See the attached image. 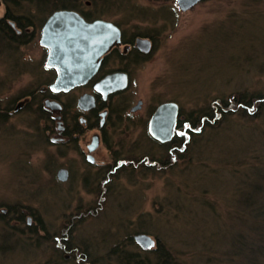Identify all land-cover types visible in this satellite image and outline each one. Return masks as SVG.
<instances>
[{
	"label": "rangeland",
	"instance_id": "rangeland-1",
	"mask_svg": "<svg viewBox=\"0 0 264 264\" xmlns=\"http://www.w3.org/2000/svg\"><path fill=\"white\" fill-rule=\"evenodd\" d=\"M13 1L35 27L59 7L49 1L37 10L31 0ZM88 1L127 32L154 41L147 60L131 67L129 90L110 103L120 109L143 102L128 120L130 131L116 127L109 134L118 153L163 158L144 125L158 102H176L179 115L200 114L218 98L264 91V0H200L187 10L177 0ZM35 33L24 42L0 37V107L13 108L32 94L0 119V264H127L128 252L144 259V249L154 247L131 241L138 233L164 243L180 264H240L247 258L252 222L248 217L244 228L242 220L263 180V169L252 163L264 160V110L252 119L230 114L213 128L204 126L167 169L124 164L109 177L98 176L74 144L48 140L51 121L38 109L46 73L37 64L44 51ZM97 151L110 161L115 150ZM60 166L69 168L68 179L57 177Z\"/></svg>",
	"mask_w": 264,
	"mask_h": 264
},
{
	"label": "flooded vegetation",
	"instance_id": "flooded-vegetation-1",
	"mask_svg": "<svg viewBox=\"0 0 264 264\" xmlns=\"http://www.w3.org/2000/svg\"><path fill=\"white\" fill-rule=\"evenodd\" d=\"M31 1L37 3V5H35L37 6V10H42L45 5L50 3L49 1L55 2L59 7H54L48 12L46 16L38 21V25L35 27L30 14L28 15L24 12L20 13L16 10L15 1L12 0L11 2H6L0 0V9L2 6L0 11V37L6 38L9 41L24 42L34 38V36H36L35 32H38L39 45L42 46L40 44V38L42 36L41 33L44 22L54 11L64 9L77 12L85 22H92L96 19H101L104 21H110L119 28V43L114 44L103 53L99 60L98 68L90 75L86 82L78 84V86H74L67 91H53L49 87L56 79V69L49 67L46 64L49 51L47 46H42L44 58L41 63L37 64L42 66V72L44 74L46 73V81L39 89L43 94L42 106L47 110L49 120L51 121L50 127H47L45 131L46 134H48V140L50 142H56L57 144H74V150L82 154V161L85 162V165H87L88 168L95 167V171L92 173L98 176L101 174L102 177L109 176L116 168V166H113V159L118 152L113 151V157L111 160L105 161V159H100L98 157L97 150L102 146H104L106 150H113L115 147L112 148L111 144L112 137L114 136L110 138L109 134H113L116 127L118 130L125 129V127L129 125L128 120H131L130 118L138 113L143 107L141 99L136 101V103L139 100L141 101L136 108H133L136 103L129 108L126 107L125 103L120 109L111 107L110 103L114 98L129 90L131 83L130 69L131 67H135L137 64L146 61L150 56L154 45L153 36L143 34L142 32H135L133 31L134 29H130L129 32H127L119 23L103 17L101 11H95L90 8V1L88 0H44L42 5L36 0ZM35 6H33V10ZM81 7H84V9ZM33 27L35 29H33ZM121 76L126 78V86L113 88L115 85H119V78ZM100 82H103V85ZM78 89H81V91L76 92ZM84 94L91 96V98H88V100L80 105L79 97ZM30 96L31 95H25L22 98V103H18L19 105L16 103L13 108H11L12 111L22 107L25 102L28 101ZM165 101L158 102L154 107L149 109L144 124L146 127V136L155 143H166V141L177 138V136L186 135V124L179 122L180 119H183V116L179 115L180 106L170 139L161 141L158 138H154L149 133V120L159 104ZM123 118L127 120L124 121L126 126L124 125L125 127L122 128L119 126V123ZM90 130H92V133L86 140L85 133ZM115 165H117V163H115ZM60 169H65V179H68L70 176L69 168L60 166L57 172ZM83 173H86L83 175L84 177H88L91 174L89 173V169L86 172L83 171ZM27 219L29 220V218Z\"/></svg>",
	"mask_w": 264,
	"mask_h": 264
},
{
	"label": "water",
	"instance_id": "water-1",
	"mask_svg": "<svg viewBox=\"0 0 264 264\" xmlns=\"http://www.w3.org/2000/svg\"><path fill=\"white\" fill-rule=\"evenodd\" d=\"M200 0H177L181 10H187ZM40 44L49 48L46 64L56 69V79L50 84L53 91H67L88 80L98 68V63L105 51L119 43V28L110 21L96 19L85 22L77 13L69 10H56L44 22ZM119 85L126 86V78H119ZM103 85V82H100ZM100 87V86H99ZM91 96L79 97V104H83ZM139 100L133 108L139 106ZM179 105L173 101H165L156 108L148 127L149 133L161 141L171 138L176 122ZM58 178H66L65 169H60ZM137 244L144 248L153 247L155 238L151 235L138 233L134 235Z\"/></svg>",
	"mask_w": 264,
	"mask_h": 264
},
{
	"label": "trees",
	"instance_id": "trees-1",
	"mask_svg": "<svg viewBox=\"0 0 264 264\" xmlns=\"http://www.w3.org/2000/svg\"><path fill=\"white\" fill-rule=\"evenodd\" d=\"M40 5L44 0H36ZM27 95H32L28 93ZM11 107H0V119H3L4 116L8 115V110ZM43 114L46 113L47 110L40 106L38 108ZM203 109V108H202ZM200 114L196 112L197 110H191L188 112L187 115L181 113L180 115H184L185 118L180 119L179 122L182 124L185 123L187 126L186 135L184 136H177V138H173L170 141H166V143H158L153 142L149 138V140L153 143L156 147L161 149V153L163 158L154 157L152 154H135V155H123L124 153H118L114 156L113 162L114 167L116 168L111 172L110 176L114 174L116 169L121 168L123 169L126 167L124 164H134L138 165L140 163L145 164L143 168L152 167L155 170H164L167 169L169 166L175 164L178 161V157H182L184 152L188 150V144L192 138V135L198 134L201 129L206 127H215L218 125L219 121L230 114H239L244 115L247 118H254V116H259V114L264 110V91L262 92H253L248 95L247 92L241 91L240 93L234 94L232 98L225 99V98H218L211 103V107L208 106L205 108ZM199 111V110H198ZM198 113V114H196ZM47 118L46 115L43 116V119ZM129 124V123H128ZM126 125V124H125ZM116 129V128H115ZM124 132L127 130L130 131L129 125L123 129ZM119 130V131H123ZM122 133V132H120ZM113 150H119V148L115 147ZM117 163V165H115ZM112 166V167H113ZM147 166V167H146ZM252 166H260L262 178L263 180H259L256 187L257 193V201L254 207L250 209V211L244 212V216L246 215L245 220L239 219L244 221V228L247 226L245 221H248V217L250 218L251 225L247 226V233L251 235V243L246 242L248 244L246 246L247 250V258L240 259V264H264V160L255 161L252 163ZM109 177V176H106ZM261 178V179H262ZM259 179V178H258ZM239 218L240 215H239ZM29 221V220H28ZM249 225V224H248ZM252 232V234L250 233ZM134 237H130L131 241ZM120 248L117 247L114 251L117 252ZM236 252L233 250L229 256L234 255V253L239 252V247L237 248ZM146 252L148 251L149 255H144V259L137 257H133L131 252L125 254L126 263L130 264H180L179 260L176 256H174L172 250L169 247L164 245L161 241H156L153 248L144 249ZM240 256V254H238ZM147 256V257H146ZM149 256V257H148Z\"/></svg>",
	"mask_w": 264,
	"mask_h": 264
}]
</instances>
